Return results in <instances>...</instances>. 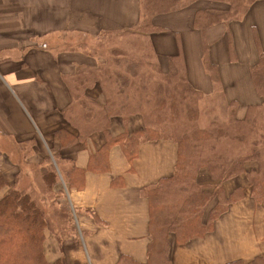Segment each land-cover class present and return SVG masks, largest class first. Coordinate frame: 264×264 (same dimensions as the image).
<instances>
[{
    "label": "crops",
    "instance_id": "1",
    "mask_svg": "<svg viewBox=\"0 0 264 264\" xmlns=\"http://www.w3.org/2000/svg\"><path fill=\"white\" fill-rule=\"evenodd\" d=\"M141 1L0 0V198L9 185L16 184L17 176L26 172L25 150L41 158L50 151L60 152L61 161L86 169L81 187L67 188L66 194L82 241L67 239L60 245L46 234L45 255L51 263L64 258L65 264H80L82 255L86 259L82 264H119L121 259L122 263H145L151 241L145 193L174 174L178 146L164 138L145 141L129 160L120 146L113 144L104 152V164L87 170L89 162L102 152L103 129L83 134L81 126H74L85 122H75L68 111L71 124L62 115L76 103L71 81L81 70L79 59L85 55L62 52L60 57L50 46L31 40L80 35L95 39L138 27ZM212 6L199 1L159 16L155 24L164 30L150 34L149 43L160 65L165 62L167 66L172 57L182 61L188 83L203 96L199 103L202 113L211 110L205 112L207 123H227L226 110L242 122L247 110L263 107L251 70L264 53V0L245 5L226 22L207 26L198 19L199 26H195L196 12ZM205 48L214 65L212 72L204 65ZM81 93L83 98L106 106L100 80L82 88ZM125 125L139 130L143 121L136 114L126 116L125 122L111 117L106 127L114 136L125 132ZM79 136L81 139L73 140ZM251 140L255 141L254 137ZM260 148L264 144L256 147ZM243 168V173L224 182L213 179L207 167L198 170L196 183L203 190L220 186L229 197L240 189L242 197L201 236L178 243L174 233H169L170 264H248L255 258L264 262V196L260 202L254 200L246 177V173L257 172L259 164L246 161ZM202 223H206L205 216Z\"/></svg>",
    "mask_w": 264,
    "mask_h": 264
},
{
    "label": "trees",
    "instance_id": "2",
    "mask_svg": "<svg viewBox=\"0 0 264 264\" xmlns=\"http://www.w3.org/2000/svg\"><path fill=\"white\" fill-rule=\"evenodd\" d=\"M207 1L213 6L196 12L195 26H199L198 19L204 20L203 24L207 26L221 21L226 22L240 13L245 5L255 0ZM243 1L246 4H243ZM190 2L184 4H192L194 0ZM177 3L178 0H143L142 21L138 25L143 28L140 30L141 33L153 34L164 30L155 24L156 18L173 12L171 10ZM222 4H226L229 8L224 9ZM145 15L146 21L143 19ZM203 51L204 65L212 72L214 65L206 56V48ZM121 53L128 57L124 54L126 51ZM167 70L162 76L163 81L166 80L164 83L145 75L140 71L135 60L131 59L115 63L113 67L78 69L71 81V95L76 103L62 114L71 124L68 111L75 122L83 120L86 124L81 127L83 131H87L86 134L101 129L104 132L108 131L106 124L111 117H121L124 122L126 116L131 114L142 118L144 128L137 132L132 134L123 132L114 137L106 133L102 152L89 162L87 170L96 169L104 164V152L113 144L119 145L129 160L134 158L137 147L142 142L164 138L173 140L177 144L178 154L174 174L145 193L149 201L151 241L147 249V260L143 264H170L169 233H174L178 243H186L201 236L210 231L215 219L224 213L231 203L242 197L240 189L235 190L229 197L224 195L220 186L211 191L203 190L196 183V175L201 167H207L213 179L224 182L243 173V164L246 161H257L258 171L246 173V177L253 188L254 200L260 202L264 196V148L256 149L257 145L264 141V132L260 125L264 123V117H261L264 116V53L260 55L257 65L251 70L252 83L262 99L263 107L259 110H247L242 122L235 119L232 111L226 110L224 116L228 117L227 123L222 124L212 120L207 126L200 127L198 109L202 94L188 83L185 67L179 58H170ZM99 80L106 98L105 107L83 98L81 93L82 88L87 87L85 84L92 85ZM156 85L158 91L153 93ZM162 93H165V97L157 102L161 111H171L173 116L171 124L180 123L179 119L183 124L182 129L175 130L178 133L176 136H160L158 132L165 121L164 118L161 121L156 119L152 109L155 106L154 94L160 96ZM110 94L113 96L111 97ZM113 98L118 99L117 102H113ZM143 108L147 110L146 113ZM163 117H166V114ZM92 128L94 129L90 130ZM255 133L258 138L255 137ZM252 137L255 141L251 140ZM79 139L80 136L73 140ZM61 145L64 146L66 143L61 142ZM250 147L251 150L248 151ZM85 170L72 165L70 170L62 175L67 188H80ZM40 171L46 190L52 189L57 183L56 172L54 169H45L44 166ZM67 210L63 208L55 212L54 219L56 217L60 232L71 223V215ZM204 216L205 224L202 223ZM49 227L50 219L29 192L18 188L8 191L0 198V264H49L42 250L43 231ZM53 264H64V262L57 260ZM119 264L138 263L131 261L122 263L121 259ZM229 264L243 263L235 261ZM248 264H264V262L261 258H255Z\"/></svg>",
    "mask_w": 264,
    "mask_h": 264
},
{
    "label": "rangeland",
    "instance_id": "3",
    "mask_svg": "<svg viewBox=\"0 0 264 264\" xmlns=\"http://www.w3.org/2000/svg\"><path fill=\"white\" fill-rule=\"evenodd\" d=\"M191 0H178V3L175 5L174 8H172L171 11H181L183 7H188L191 5H194V3L199 2V0L195 1L192 4H184L187 2H190ZM193 2V1H192ZM202 3L206 4H212L208 2L207 0H202ZM191 3V2H190ZM243 4H246L243 1ZM226 5V4H225ZM143 7V0L141 1V9ZM170 11V12H171ZM168 12V11H167ZM143 14V11H142ZM164 15V14H162ZM157 16V15H156ZM144 21H146V15L143 16ZM159 20V16L156 18V22ZM143 24V23H142ZM140 27V26H139ZM137 28L133 27L127 30H121L118 32H115L114 34L105 36L101 35L95 39H92L90 37L80 35V36H65V37H57L53 38L51 37L50 39L46 40L44 39L43 41L38 40L37 38L32 39L31 42L38 44L43 42L45 45L50 46L55 53H58V55H62V52H73V53H78L85 55L84 57L80 58L79 60L83 63V66L81 69L88 70V68H93L94 66L97 67L98 69L102 68H107V67H113V64H117L120 61H125L126 59H131L135 60V62L138 64V67L140 68V71L145 73V75L152 77L153 80L155 81H161V82H166L163 81V75L167 73V66H165V62L160 65L156 57L153 53V50L151 48V45L149 43V38L150 34H144L141 33V29L143 28ZM126 31L127 33H123ZM80 37V38H79ZM122 51H126V54L128 57L123 56L121 53ZM61 57V56H60ZM61 61V60H57ZM157 68V69H156ZM158 71V72H157ZM163 83V84H164ZM87 87L91 84L87 83L85 84ZM163 86V85H162ZM155 90V91H154ZM158 91V85H156L153 88V93H157ZM155 95V100L153 106L154 108L152 109V113L157 117L156 119L160 120L164 118V125L162 128L159 129L158 132L160 136H167V137H172L176 136L178 133L175 130L182 129L183 124L181 123H173L171 124V120L173 119L171 111L168 110V112H162L160 109L159 104H157L158 100H162L165 96V93H162L159 95ZM81 96V94H80ZM105 96V95H104ZM112 97L113 94H110ZM143 96V95H141ZM118 99L113 98V102H117ZM202 100V98H201ZM135 102V98H134ZM106 103V102H105ZM88 107V105H86ZM90 107V106H89ZM92 108V107H91ZM93 109V108H92ZM143 111H147L143 108ZM199 111V125L200 127L202 125L207 126V114L205 113L206 111H211L210 109H204V113H202L201 109H198ZM219 112L217 110H213L212 113ZM146 113V112H145ZM221 113V112H220ZM166 114V117H163ZM219 114V113H218ZM170 115V116H169ZM264 117V116H261ZM208 119L209 120H212ZM83 121V120H81ZM86 123H79L74 127L82 126L85 125ZM261 128L264 132V123H260ZM144 128V124L140 127L139 130ZM94 128L90 129L93 130ZM137 129V128H136ZM136 129H126L125 125V132L128 134H132L134 132H137L139 130ZM87 132V131H86ZM85 131H83V134H86ZM92 132V131H91ZM91 132L87 133L90 134ZM104 134L109 133V131H103ZM255 133L254 135H256ZM111 137H114L116 135L110 134ZM68 141L67 139H65ZM264 143V141H261L260 144ZM259 144V145H260ZM258 146V145H257ZM251 150V147L249 148ZM248 152V151H245ZM59 153H48L46 157H39V155H32L26 152L23 155L24 160L26 161L25 164V173L19 174L16 178V184L14 185H9L8 191L11 189H20L24 190L26 192H29L31 197L39 204L40 208L44 210L45 215L50 219V227L46 228L43 231V241H42V250L44 254V258L47 263L53 264L50 261L47 260L46 255H45V239H46V234L51 235L54 240H56L60 245H62L63 242H65L67 239H71L73 241H82L81 236L79 235L78 232H76V227H75V213L73 212V209L71 206L68 205L67 203V185L63 182L62 175L66 173L67 171L70 170V167L72 165H69L70 163L63 162L61 161L59 157ZM45 167V169L51 170L54 169L56 172L55 174L57 175V183L53 186L52 189L46 190L42 178H41V167ZM7 191V192H8ZM64 198V199H63ZM63 199V200H62ZM66 201V202H65ZM64 202V204L62 203ZM67 210L70 215H71V223H68L64 230L62 232L59 231V227L57 224L55 212L63 210ZM81 240V241H80ZM7 241V240H6ZM73 243L74 245L77 244ZM66 252V249H65ZM65 264V259L60 258L58 260H61ZM83 255L82 258L80 259V264L84 262ZM86 261V259H85ZM73 262L76 263V260H73Z\"/></svg>",
    "mask_w": 264,
    "mask_h": 264
}]
</instances>
